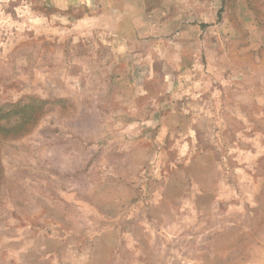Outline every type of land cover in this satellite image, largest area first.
I'll use <instances>...</instances> for the list:
<instances>
[{"label":"rangeland","instance_id":"1","mask_svg":"<svg viewBox=\"0 0 264 264\" xmlns=\"http://www.w3.org/2000/svg\"><path fill=\"white\" fill-rule=\"evenodd\" d=\"M247 2L0 0V264H264Z\"/></svg>","mask_w":264,"mask_h":264},{"label":"crops","instance_id":"2","mask_svg":"<svg viewBox=\"0 0 264 264\" xmlns=\"http://www.w3.org/2000/svg\"><path fill=\"white\" fill-rule=\"evenodd\" d=\"M239 1V7L240 8H248L249 7V5H248V2H247V0H238ZM264 1V0H263ZM227 6H228V3L225 1V8H227ZM263 32H264V30H263ZM263 38V37H262ZM259 46V45H258Z\"/></svg>","mask_w":264,"mask_h":264}]
</instances>
